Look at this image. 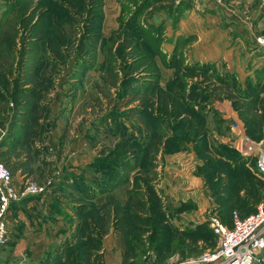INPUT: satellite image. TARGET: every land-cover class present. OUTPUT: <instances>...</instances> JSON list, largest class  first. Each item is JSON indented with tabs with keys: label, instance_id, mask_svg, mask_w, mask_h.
I'll use <instances>...</instances> for the list:
<instances>
[{
	"label": "rangeland",
	"instance_id": "obj_1",
	"mask_svg": "<svg viewBox=\"0 0 264 264\" xmlns=\"http://www.w3.org/2000/svg\"><path fill=\"white\" fill-rule=\"evenodd\" d=\"M239 3L0 0V129L24 111L26 145L46 153L53 139L61 159L27 179L60 225L16 256L7 234L0 264H183L214 246L209 214L228 223L234 205L264 197V177L235 148L241 134L264 140V0ZM233 14L252 30L244 40L227 28ZM218 40L246 44L242 69L212 58ZM64 163L76 170L59 189ZM111 189L120 195L101 201Z\"/></svg>",
	"mask_w": 264,
	"mask_h": 264
},
{
	"label": "crops",
	"instance_id": "obj_2",
	"mask_svg": "<svg viewBox=\"0 0 264 264\" xmlns=\"http://www.w3.org/2000/svg\"><path fill=\"white\" fill-rule=\"evenodd\" d=\"M234 4L232 5L235 9L239 7L241 10L244 9L246 5L244 3H239L241 0H233ZM240 4V5H239ZM237 12V11H236ZM242 12V11H240ZM215 13V12H214ZM213 13V14H214ZM233 16V17H232ZM208 18V17H207ZM264 15L259 16L257 21L263 20ZM210 20V19H209ZM226 20V19H225ZM229 22V26L227 27L229 30H232L235 34L234 36L241 37L244 40V37L248 35L250 36V32L252 31L248 26L247 22L241 19V16H237V14L231 15L227 19ZM242 21V22H241ZM259 24V22H258ZM215 27V25H212ZM224 30H228V29ZM211 31H216L214 28H211ZM219 40L217 41V44H214L215 46L212 50L215 52V55L212 56V58H220V61H218L219 64L223 66V70L225 71H237L239 69L243 68V65L247 63L245 60H242L241 56L237 55L236 53H240L242 51V47H245L246 44L244 42L242 43H234L232 46H225V44L219 43ZM211 50V51H212ZM211 58V57H209ZM207 58V60L210 61V59ZM213 59H211L212 61ZM2 106V103L0 101V107ZM217 110H223L225 113L228 112L220 107L218 104L217 106L214 105ZM228 113V114H230ZM6 111H3L2 107L0 108V120H3L4 124L6 125ZM20 118H14L12 121H10L9 129H6L5 127H1L3 130L0 129V160H4L5 162L10 163L7 168L12 172L14 181L19 182L23 179H31L32 177H40L44 176L48 172L52 174L54 171L58 170L56 166L60 162V156L54 157L53 150L56 148V144H59L58 142H55V140H47V152H42V144L39 143L37 140L33 141L30 146L26 143V137L28 133V129L25 125V123L22 121V117L24 116V111H20L19 114ZM18 116V117H19ZM3 131V132H2ZM30 148L31 152L35 154L34 161H31L30 159L26 158V154L24 151H26ZM41 148V149H40ZM25 149V150H24ZM40 151L42 154H40ZM17 153L19 154L17 157L13 158V155ZM45 153V154H43ZM166 158V157H165ZM164 158V161L166 164L168 163L171 165V158ZM70 164V163H69ZM71 164L74 166L77 164V162H74ZM72 165L70 167L66 166L64 163L61 167L63 171V175L59 174L58 180H57V187L59 189H62L63 186H66L65 184L68 182L66 179L69 176L67 174H64L65 169L66 170H76L75 168H72ZM167 165V166H169ZM56 169V170H55ZM59 172V171H58ZM71 176V175H70ZM56 177V176H55ZM71 178V177H70ZM262 191V189H260ZM108 191V190H107ZM103 192V194H99L101 197V201L103 198H105L108 195L116 194L114 193V189L109 190L108 192ZM54 190L51 191V197L56 196L54 194ZM241 192V191H240ZM118 194L117 196H119ZM221 196L222 193H219ZM122 199L124 198V194L121 195ZM120 196V197H121ZM52 199H50L48 193L43 194H37V195H30L27 197H23L18 201L12 202L8 205L7 210L5 212V221L7 228L11 231H8L7 234H10V236L13 239V255L16 256L19 251L21 253L22 249L29 247V249L35 247L36 245H41L40 247L44 246L48 241L50 242L51 239V229H53L55 226H59L61 223V220L58 215H54V209H53V202H51ZM244 204L237 203L232 208H230V211L235 210L240 213V215H246L249 212L253 211L255 206L262 203L264 204V197L257 201H253V199H243ZM252 208V209H251ZM251 209V211L249 210ZM25 210L28 211L25 212ZM64 209H62L63 211ZM249 210V211H248ZM182 219H180V222L186 221V216H182ZM16 223L14 226L13 224ZM11 232V233H10ZM12 234V235H11ZM8 236V235H7ZM28 249V248H27Z\"/></svg>",
	"mask_w": 264,
	"mask_h": 264
},
{
	"label": "built area",
	"instance_id": "obj_3",
	"mask_svg": "<svg viewBox=\"0 0 264 264\" xmlns=\"http://www.w3.org/2000/svg\"><path fill=\"white\" fill-rule=\"evenodd\" d=\"M258 42L263 45L264 37H259ZM235 148L242 156L253 159V174L264 177V140L241 134ZM43 188L27 179L15 182L10 170L0 161V245L7 238L4 216L8 205L23 197L40 194ZM206 226L215 240L214 246L186 258L183 264H264V204L256 205L243 216L232 210L228 223L209 214Z\"/></svg>",
	"mask_w": 264,
	"mask_h": 264
}]
</instances>
